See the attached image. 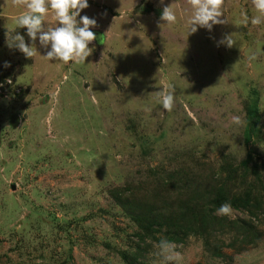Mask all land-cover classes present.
I'll use <instances>...</instances> for the list:
<instances>
[{
	"label": "rangeland",
	"instance_id": "1",
	"mask_svg": "<svg viewBox=\"0 0 264 264\" xmlns=\"http://www.w3.org/2000/svg\"><path fill=\"white\" fill-rule=\"evenodd\" d=\"M88 3L80 16L97 20L98 38L65 64L39 37L32 58L10 48L17 32L33 43L15 23L27 9L0 0V264H125V252L168 264L162 238L180 264H264V23H251L252 0H224L227 23L194 33L188 0ZM165 5L174 24L160 21ZM256 94L260 133L246 143ZM237 195L251 204L225 200ZM194 202L211 217L189 213ZM225 202L231 215H217ZM128 206L172 222L144 228Z\"/></svg>",
	"mask_w": 264,
	"mask_h": 264
},
{
	"label": "clouds",
	"instance_id": "2",
	"mask_svg": "<svg viewBox=\"0 0 264 264\" xmlns=\"http://www.w3.org/2000/svg\"><path fill=\"white\" fill-rule=\"evenodd\" d=\"M224 0H188V3L194 9V14L190 19L191 32L197 31V26L207 28L211 31L213 25L225 24L226 20L220 19L223 16L222 5ZM15 6H22L27 10L20 13L15 20L17 27L26 28L27 35L32 40V45L25 42L23 35L18 32L8 39V46L16 48L22 52L26 58H32L36 55L35 41L39 37L40 45L50 50L47 51L48 60L56 59L65 64L69 62L81 63L91 54L92 49L89 43L97 39V34L91 28L97 26V20L89 18L87 15L80 16L82 10L89 7L88 0H12ZM163 4L164 0H160ZM255 9L260 15L251 18L253 25L264 23V0H252ZM51 9L54 12L55 24L47 23L46 17ZM77 17H80L77 20ZM177 15L173 5L163 7L160 21L166 24H174ZM247 22V17H245ZM158 26L162 27L158 23ZM100 43L105 44V35L99 37ZM218 44L232 47L234 45L233 34L222 36ZM250 59H256V55L250 56ZM5 67L10 64L5 62ZM161 104L164 110L170 112L174 107V94L163 90L161 92ZM233 122L240 124L239 117L234 116ZM217 215H231L232 206L229 202L221 204L216 209ZM158 255L168 262V264H180L183 259L182 254L176 250L174 242L162 238L156 245Z\"/></svg>",
	"mask_w": 264,
	"mask_h": 264
},
{
	"label": "trees",
	"instance_id": "3",
	"mask_svg": "<svg viewBox=\"0 0 264 264\" xmlns=\"http://www.w3.org/2000/svg\"><path fill=\"white\" fill-rule=\"evenodd\" d=\"M147 10L149 11V9L147 8ZM96 33V32H94ZM97 34V38H98V34L99 32L96 33ZM260 116H259V102H258V97L257 94L252 97L250 99V102L247 105V125H246V129H245V142L246 143H252L253 139L255 137H258V134L260 133L259 131V127L257 126V122L259 120ZM255 141V140H254ZM248 160L249 158H252L253 154L252 152H250L248 154ZM249 163L247 160H245V166H247ZM225 197H223L224 199ZM216 198H212L210 199V201H213V203H216ZM217 199H219V197H217ZM221 199V200H223ZM226 201H230L232 204L238 205V204H242V205H250L251 204V200L248 197H243V196H234L233 198L230 199V197L225 199ZM219 201V200H218ZM217 201V202H218ZM193 204H195L193 207L189 208L188 212H192L194 215H201L203 216V218L206 220V218H210L211 217V212L207 209V205H202V204H198L196 202H194ZM128 211L132 218L139 222L140 224H143L144 228H149V227H154L156 225H159L160 227H165L166 225H168L170 222H172V219L166 216H161L159 214H154L151 215L147 214V213H141L143 211L146 210V208H141V212L140 214L136 213L137 208L133 206V209L128 206L127 207ZM139 208V209H140ZM186 208V207H185ZM191 226H188V228H190ZM183 228V226H182ZM188 234V233H186ZM124 258H125V264H157V263H153L150 261H146V260H139L137 256H133L132 254H129L128 252L123 253Z\"/></svg>",
	"mask_w": 264,
	"mask_h": 264
},
{
	"label": "water",
	"instance_id": "4",
	"mask_svg": "<svg viewBox=\"0 0 264 264\" xmlns=\"http://www.w3.org/2000/svg\"><path fill=\"white\" fill-rule=\"evenodd\" d=\"M19 123V115L18 114H15L11 117V125L12 126H17ZM0 133H1V127H0Z\"/></svg>",
	"mask_w": 264,
	"mask_h": 264
}]
</instances>
